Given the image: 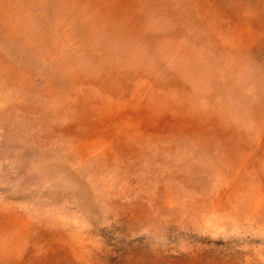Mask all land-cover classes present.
Listing matches in <instances>:
<instances>
[{
	"label": "rangeland",
	"instance_id": "obj_1",
	"mask_svg": "<svg viewBox=\"0 0 264 264\" xmlns=\"http://www.w3.org/2000/svg\"><path fill=\"white\" fill-rule=\"evenodd\" d=\"M0 264H264V0H0Z\"/></svg>",
	"mask_w": 264,
	"mask_h": 264
},
{
	"label": "bare ground",
	"instance_id": "obj_2",
	"mask_svg": "<svg viewBox=\"0 0 264 264\" xmlns=\"http://www.w3.org/2000/svg\"><path fill=\"white\" fill-rule=\"evenodd\" d=\"M128 23H123L125 26ZM137 23L134 22L133 30L137 27ZM38 170L43 174L45 173L48 179L51 181L52 191L55 194L65 195L68 199L77 201L80 207L87 208L93 200V194L88 191L86 182L80 181L71 171H68L65 167L60 165H42L37 166ZM38 172V171H37ZM83 206V207H82ZM87 211V210H86ZM85 211V212H86Z\"/></svg>",
	"mask_w": 264,
	"mask_h": 264
}]
</instances>
